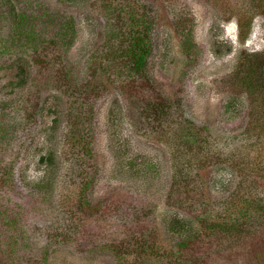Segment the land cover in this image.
Here are the masks:
<instances>
[{
    "label": "rangeland",
    "instance_id": "rangeland-1",
    "mask_svg": "<svg viewBox=\"0 0 264 264\" xmlns=\"http://www.w3.org/2000/svg\"><path fill=\"white\" fill-rule=\"evenodd\" d=\"M35 1L42 8L76 19L78 38L62 63L79 85H88L83 113L89 123L82 128L90 131L93 155L86 157L80 149L71 155L64 145L68 100L54 88H45L41 100L37 99L38 83L43 81L35 80V74L28 87L13 89L9 82L12 70L0 62V120L13 138L3 147L6 151L1 153V160L4 164L15 162L18 190L11 192L9 199L18 206L25 223L24 243L17 249L20 256L29 252L33 259L46 253L47 264H119L112 253L91 247H120L129 240L171 254L179 242L167 227L179 211L170 200L175 165L176 160L184 162L190 153L176 135L184 132L185 122L207 129L202 139L208 142L205 148L210 149H199L205 154L200 155L203 160L196 173L199 192L205 193L210 202L225 200L237 188L239 179L230 168L218 174V161L243 160L246 170H260L258 180L264 181V138L249 131L252 103L241 85L264 82V16L255 17L251 33L243 41L237 17L220 8L222 3L228 8L246 6L249 0H137L155 18L154 47L144 77L127 70L116 71L103 55L104 66L93 70L94 56L101 57L106 41L105 17L91 7L93 0L76 7L57 0ZM178 20L193 31L198 46L193 55L183 50ZM219 40L225 42L224 47ZM158 95L171 108V117L164 123L156 114ZM232 100L238 105L229 113L226 108ZM48 106L59 112L57 131L47 144L56 156L57 166L47 175V187L37 190L35 181L46 174L37 161L44 145L46 151L48 148L43 138L52 124ZM114 113L121 117L119 129L112 123ZM118 131L129 149L125 159L117 148ZM207 154L211 158L203 164ZM134 161L142 164L140 173L127 165ZM219 176L224 184L216 187L214 180ZM90 179L89 201L102 208L92 218L78 214L76 209L81 188ZM53 235L66 239L55 240ZM74 239L82 244L80 248L75 247ZM9 250L4 247L0 264H7L2 259ZM164 258H150L147 264H166L169 258Z\"/></svg>",
    "mask_w": 264,
    "mask_h": 264
},
{
    "label": "trees",
    "instance_id": "trees-1",
    "mask_svg": "<svg viewBox=\"0 0 264 264\" xmlns=\"http://www.w3.org/2000/svg\"><path fill=\"white\" fill-rule=\"evenodd\" d=\"M57 1L72 4L74 7L87 2V0ZM249 1L246 6L229 8L225 3L220 4L225 14L237 17L243 41L250 35L255 17L264 16V0ZM92 2L91 7L99 9L106 22V41L100 56L103 55L109 64L115 65L116 71L127 70L131 75L144 77L154 47V16L148 14L146 6H139L137 0ZM176 26L185 53L195 54L198 46L193 31L185 27L183 20H178ZM77 38L78 27L73 17L62 16L52 12L48 7L42 8L35 0H0V62L4 61L5 65L8 64V69L12 70L13 78L9 82L15 84L10 83V87L13 89L28 87L31 75L35 74V80L43 81L38 83L37 99L41 100L40 96L45 88L58 90L69 104L68 131L64 145L70 149L71 155L80 149L84 156L91 157L93 150L89 141V129L82 128L84 124L89 123L83 113V108L88 102V85H79L70 70L62 63L64 54L70 51ZM218 43L225 46L224 41L219 40ZM94 62L96 67L93 70L104 66L102 56H94ZM2 68L0 67V70ZM241 85L245 87L244 90L252 103L249 131L257 132L259 137L264 138V82H241ZM28 94L29 98L34 100L31 93ZM237 103L236 100L230 101L226 111L233 113ZM155 109L160 123L170 119L171 108L166 99L159 95ZM58 113L56 108L48 106V114L53 117L52 124L45 130L43 136L46 145L57 131ZM113 115L112 123L119 129L120 114ZM184 128V132L176 135L190 153L184 162L176 160L174 193L170 196L173 206L180 213L172 215L167 225L169 233L179 240L175 250L171 251V254H161L162 249L157 250L145 242L132 240L124 242L120 247L104 244L92 245L91 248L112 253L119 264H147L150 258L156 256L169 258L166 264H264V181L258 180L261 171L256 169L247 171L246 162L243 160L230 159L233 162L224 160L220 163L218 161L220 164L218 174L230 168L238 173L239 179L237 188L225 200L219 203L210 202L205 193L199 192L200 184L196 173L200 160H203L200 155L210 149L205 148L208 142L202 139L207 129L193 124L188 125V122H185ZM9 133L5 123L0 120V254H3L4 247L8 246L9 255L7 254L6 258L2 257V260L6 259L7 264H47L46 253H39L35 259H31L29 252L26 256L24 254L20 256L17 252L18 246L24 243L25 223L22 212L9 199V194L18 190L15 162L4 164L1 160V153L6 151L3 147H7L13 139ZM116 135L118 151L125 159L129 149L126 141L121 138V131L116 132ZM200 148L205 151L199 152ZM40 152L37 165L41 172L46 174L40 175L35 181L34 187L37 190L47 187L49 178L47 175L57 166L56 156L49 146L46 151L44 145ZM210 158L207 154L203 164L208 163ZM127 165L140 173L138 169L142 166L140 162L134 161ZM146 165L154 168V164ZM223 180V177H217L214 180L215 186H222ZM91 185L92 179L85 182L81 188L76 209L78 214L92 218L98 216L102 208L101 205H92L89 201L88 192ZM63 203L66 205L65 200ZM51 238L59 241L66 239L60 235H53ZM79 243L74 239L75 247L80 248L82 244Z\"/></svg>",
    "mask_w": 264,
    "mask_h": 264
}]
</instances>
